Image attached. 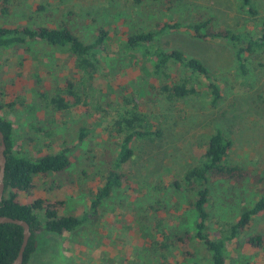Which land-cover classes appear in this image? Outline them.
I'll list each match as a JSON object with an SVG mask.
<instances>
[{"label":"rangeland","instance_id":"374dc122","mask_svg":"<svg viewBox=\"0 0 264 264\" xmlns=\"http://www.w3.org/2000/svg\"><path fill=\"white\" fill-rule=\"evenodd\" d=\"M252 1L257 10L254 20L240 0H179L170 10L162 9L161 15L150 7L134 6L130 0H8L7 13L0 14L3 27H48L72 13L84 41L106 31L88 96L81 98L89 105L75 106L61 114L44 108L35 92L51 93L70 78L65 55L38 41L0 51V118L12 123L13 152L33 159L61 148L68 150L66 171L59 176L50 174L44 180L35 178L34 189L28 196L20 195L22 199L60 200L63 215L81 216L88 211L91 191L103 180L107 168L105 158L115 150L106 132L113 116L112 106L105 112V104L112 103L120 92L119 86L129 83L135 90L151 66L150 58L142 53L122 51L131 28L147 30L154 19L164 20L176 13L205 14L219 28L251 32L253 23L264 17V0ZM156 45L201 62L222 90L223 99L213 105L206 82L192 77L196 96L170 103L157 99L144 105L159 135L150 141L131 143L132 157L122 166L128 183L113 191L95 215H88V220L73 232H36L35 250L27 264H209L204 245L194 238L182 249L171 245L161 251L163 238L151 235V225L139 220L150 216L143 213L144 208L152 205L154 198H160L164 201L160 215L166 232L193 235L194 212L167 185L195 163L206 137L216 126L226 130L233 142L231 163L264 173V48L247 59L248 73L241 80L224 42L202 41L181 30L162 34ZM81 128L90 132L78 142ZM52 180L55 184H51ZM242 200H255L250 189L244 191ZM209 208L206 231L211 239H218L226 235L239 210ZM254 234L264 237V214L254 218L244 233L225 242V264H264V248L253 251L245 245V239Z\"/></svg>","mask_w":264,"mask_h":264},{"label":"trees","instance_id":"16d2710c","mask_svg":"<svg viewBox=\"0 0 264 264\" xmlns=\"http://www.w3.org/2000/svg\"><path fill=\"white\" fill-rule=\"evenodd\" d=\"M130 1L134 6H147L159 11L161 15L162 9L170 10L179 0ZM240 2L254 20L257 15L254 2L252 0ZM7 4L8 0H0L1 15L7 13ZM38 8L42 9L41 6ZM64 18L48 27L0 26V51H11L26 42L38 41L65 55L66 71L70 78L63 80L61 88H55L51 93L45 90L35 92L41 103H44V108L58 114L67 112L75 106L89 105L81 98L86 99L88 96L87 90L92 85L96 66L99 65L97 55L106 37V31L101 30L84 41L75 28L73 14L67 13ZM251 29V32L232 31L215 26L213 19L205 14L183 16L174 13L164 20L154 19L152 27L147 30L131 28L127 32L121 46L122 51L142 53L150 58L151 66L146 72L148 77H142L135 90L130 88L129 83L119 86L120 92H117L112 103L105 104L103 109L105 112L112 106L113 116L111 115L112 120L106 132L115 150L112 156L105 158L107 168L103 180L91 191L89 209L81 216L61 214L64 204L60 200L45 197H33L29 201L22 199L20 195L28 196L34 189L35 178L44 180L50 174L59 176L66 171L69 166L68 150L61 148L33 159L19 155L13 152L15 145L12 123L0 118V132L4 143L0 216L24 221L30 233L20 264H27L34 252L36 232L56 235L73 232L88 220V215L91 217L95 215L97 209L113 191L121 190L128 183V176L123 173L122 166L132 157L131 143L136 140L150 141L159 135L153 122L148 119L144 105L157 99L170 103L196 96V85L192 77H201L206 82L213 105L223 99L222 90L214 83L201 62L186 57L177 50L159 49L156 45L157 37L164 33L183 30L190 32L195 39L224 42L230 48L235 73L239 79L245 80L248 73L247 59L264 48V17L254 22ZM36 83L39 84L38 78ZM10 105L12 106V103ZM89 132L90 130L86 128L79 129L77 141H82ZM228 135L226 130L216 126L206 137L195 163L183 169L179 178L172 179L167 185V189L176 192L177 196L186 202L188 209L194 212L193 235L185 232L171 235L166 232L163 216L160 215L164 201L158 197L154 198L152 205L143 210L144 214L150 215L148 218L139 215V220L151 225V235L156 234L163 238L164 242L159 245L161 251H166L171 245L179 248L181 246L182 249L191 238H194L204 245L209 254V264H225V242L244 233L254 218L264 214V173L255 172L250 166L229 161L233 142ZM30 140L32 141L31 138ZM51 184H55V181L52 180ZM249 189L255 200L243 203L244 191ZM212 206L220 211L235 208L239 210L233 223L227 228L226 235L218 239H211L206 231V221L210 217L208 208ZM169 214L167 212V215ZM21 242L20 226L0 224V264H11ZM245 245L253 251L264 248V237L261 234L248 236Z\"/></svg>","mask_w":264,"mask_h":264},{"label":"water","instance_id":"95a60500","mask_svg":"<svg viewBox=\"0 0 264 264\" xmlns=\"http://www.w3.org/2000/svg\"><path fill=\"white\" fill-rule=\"evenodd\" d=\"M3 150H4V143H3V137L0 132V200L2 196V190H3V184H2V176H3V169H4V156H3ZM0 224H14L18 225L22 229V242L18 249V252L14 258V260L11 262V264H20L22 260V253L24 250V247L26 245L27 239L30 235L28 225L22 221L15 218H10L6 216H0Z\"/></svg>","mask_w":264,"mask_h":264}]
</instances>
